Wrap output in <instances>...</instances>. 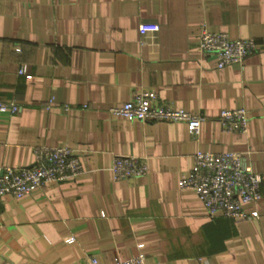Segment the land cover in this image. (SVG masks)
Listing matches in <instances>:
<instances>
[{"label": "crops", "instance_id": "0c3cea01", "mask_svg": "<svg viewBox=\"0 0 264 264\" xmlns=\"http://www.w3.org/2000/svg\"><path fill=\"white\" fill-rule=\"evenodd\" d=\"M142 23L158 31L140 35ZM203 24L257 51L217 69L197 47ZM136 92L206 118L199 137L183 123L110 113ZM0 100L18 106L0 113V166H32L38 146H66L82 166L72 180L2 198L0 264L139 254L144 264H264V0H0ZM236 108L247 112L246 134L218 124ZM197 151L241 155L260 178L261 198L248 207L257 218H210L177 188ZM116 156L138 158L147 173L113 180Z\"/></svg>", "mask_w": 264, "mask_h": 264}, {"label": "built area", "instance_id": "2783aa9c", "mask_svg": "<svg viewBox=\"0 0 264 264\" xmlns=\"http://www.w3.org/2000/svg\"><path fill=\"white\" fill-rule=\"evenodd\" d=\"M156 31L158 26L155 24L142 23L138 27L140 35ZM197 47L202 54L215 58L217 69L233 64L242 67L243 61L257 51V46L252 40L231 39L226 33L210 31L205 24L200 27ZM17 73L23 75L25 68H19ZM52 102L49 101L48 107ZM64 110L68 111L69 108L65 106ZM17 111L18 106L14 102L0 100V113L13 114ZM110 113L130 122L183 123L191 139L199 137L201 124L206 119L161 102L154 92H136L130 100L112 108ZM217 120L224 133H247L249 119L244 108L222 110ZM33 155V165L28 168L0 166V206L5 195L20 199L45 184L72 180L82 171L78 155L66 146H38L34 148ZM146 173L144 162L133 156H116L110 166L111 177L116 181L138 178ZM177 188L194 193L210 218L217 215L229 220H250L258 217V211L248 207L256 205L261 198L260 178L244 167L242 157L238 153L213 154L197 151L193 156L191 170L178 179ZM66 242L72 243L73 239L69 238ZM144 262L145 256L139 254L127 260L116 259L113 264ZM90 264L99 263L91 259Z\"/></svg>", "mask_w": 264, "mask_h": 264}]
</instances>
